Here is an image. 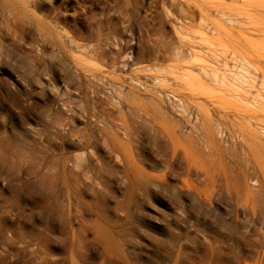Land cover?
<instances>
[{"label": "rangeland", "instance_id": "374dc122", "mask_svg": "<svg viewBox=\"0 0 264 264\" xmlns=\"http://www.w3.org/2000/svg\"><path fill=\"white\" fill-rule=\"evenodd\" d=\"M261 121L264 0H0V264H264Z\"/></svg>", "mask_w": 264, "mask_h": 264}, {"label": "bare ground", "instance_id": "6f19581e", "mask_svg": "<svg viewBox=\"0 0 264 264\" xmlns=\"http://www.w3.org/2000/svg\"><path fill=\"white\" fill-rule=\"evenodd\" d=\"M71 52H72V51H71ZM192 57H193V56H192ZM75 59H76V58H75ZM196 60H197V59H196ZM76 66H78V65H76ZM201 67H205V66H201ZM187 69H189V68H187ZM199 69H200V68H199ZM202 69H205V68H202ZM211 69H212V68H210V71H211ZM213 69H217V68H213ZM96 70H97V69H96ZM85 71H87V70H84L83 72H85ZM200 71H201V70H200ZM203 71H204V70H203ZM215 71H216V70H214V72H215ZM81 72H82V71H81ZM214 72H213V73H214ZM92 73H93V72H92ZM216 73H217V72H216ZM183 74H184V73H183ZM187 74H189V73H187ZM198 74H200V73H198ZM206 74H208V73H206ZM79 75H80V74H79ZM191 75H192V72H191ZM193 75H195V74H193ZM193 75H192V76H193ZM237 75H239V74H237ZM185 76H186V74H185ZM185 76H184V77H185ZM198 76H200V75H198ZM193 77H194V76H193ZM200 77H202V76H200ZM239 77H241V76H239ZM245 77H246V76H245ZM95 78H98V79H99V77H96V75H95ZM103 78H105V77H103ZM196 78H198V77L195 76V78H191V80H192V79L195 80ZM251 78H252V77H251ZM251 78H250V79H251ZM184 79H186V78H184ZM184 79H183V80H184ZM189 79H190V78H189ZM199 79H200V78H199ZM221 79H222V78H221ZM100 80H101V78H100ZM187 80H188V79H187ZM187 80H185V81H187ZM201 80L203 81V79H201ZM227 80H228V79H227ZM234 80H236V79H234ZM241 80H242V79H241ZM252 80H255V79H252ZM188 81H189V84H192V83H190V80H188ZM196 81L199 82L198 80H196ZM202 81H200L199 83H201ZM205 81H206V80H205ZM205 81H203V83H204ZM209 81H210V79H209ZM231 81H232V80H231ZM242 81H244V80H242ZM109 82H110V81H109ZM191 82H192V81H191ZM211 82H212V80H211ZM138 83H139V82H138ZM186 83H187V82H186ZM186 83H185V84H186ZM193 83H194V82H193ZM187 84H188V83H187ZM189 84H188V85H189ZM240 84H241V83H240ZM140 85H141V84H140ZM198 85H199V84H198ZM198 85H197V86H198ZM206 85H207V83H206ZM209 85H210V83H209ZM211 85L214 86V84H211ZM97 86H99V85H97ZM113 86H114V85H113ZM195 86H196V85H195ZM199 86H200V85H199ZM199 86H198V89H199ZM202 86H203V85L201 84V87H202ZM238 86H239V85H238ZM102 87H103V86H102ZM104 87H105V85H104ZM191 87H193V86H191ZM206 87H207V86L203 87V89H204V88L206 89ZM210 87H211V86H210ZM107 88H109V87H107ZM114 88H115V87H114ZM114 88H113V89H114ZM207 88H208V87H207ZM95 89H96V88H95ZM190 89H191V88H190ZM211 89H213V88H211ZM221 89H222V88H220V90H219V89H218V90L221 91V92H219V93L222 94L223 91H222ZM232 89H233V88H232ZM234 89H235V88H234ZM109 90H110V89H109ZM192 90H193V89H192ZM200 90H201V89H200ZM206 90H207V89H206ZM208 90H210V89H208ZM224 90H225V89H224ZM95 91H97V90H95ZM110 91H111V90H110ZM201 91H202V90H201ZM204 91H205V90H204ZM204 91H203V92H204ZM93 92H94V91H93ZM116 92H117V91H116ZM207 92H208V91H207ZM210 92H212V90H211ZM112 93H113V92H112ZM197 93H200V92L198 91ZM217 93H218V92H217ZM224 93H225V92H224ZM192 94H193V93H192ZM202 94H203V93H202ZM205 94H206V93H205ZM209 94H211V93H209ZM209 94H207V95H209ZM110 95H111V94H110ZM132 95H133V94H132ZM196 95H201V94H196ZM223 95H225V94H223ZM226 95H227V94H226ZM259 95H260V94H259ZM119 96H120V94H119ZM130 96H131V93H130ZM133 96H135V95H133ZM133 96H132V97H133ZM216 96H218V95H216ZM229 96H232V95H229ZM234 96H235V95H234ZM107 97H108V96H107ZM112 97H113V96H112ZM120 97H121V96H120ZM128 97H129V96H128ZM132 97H131V98H132ZM206 97H207V96H206ZM209 97H210V96H209ZM209 97H208V98H209ZM211 97H212V96H211ZM211 97H210V98H211ZM218 97H221V96L219 95ZM218 97H217V98H218ZM222 97H223V96H222ZM236 97H237V96H236ZM121 98H122V97H121ZM129 98H130V97H129ZM197 98H198V97H197ZM210 98H209V99H210ZM212 98H213V97H212ZM212 98H211V99H212ZM214 98H216V97H214ZM217 98H216V99H217ZM102 99H103V97H102ZM104 99H105V98H104ZM108 99H109V98H108ZM132 99H134V98H132ZM192 99L194 100V98H192ZM200 99H201V98H200ZM252 99H253V98H252ZM181 100H182V99H181ZM218 100H219V99H218ZM218 100H217V101H218ZM222 100H224L223 102H225V99L222 98L220 101H222ZM237 100H238V99H237ZM242 100H243V99H242ZM253 100H254V99H253ZM95 101H96V99H95ZM109 101H110V100H109ZM196 101H197V100H196ZM196 101H195V102H196ZM202 101H204V100H202ZM209 101H210V100H209ZM214 101H216V100H213V102H214ZM246 101H247V100H245V102H246ZM256 101H257V100H254L255 103H256ZM112 102H113V101H112ZM191 102H192V101H191ZM199 102H201V101H199ZM211 102H212V101H211ZM95 103H96V102H95ZM108 103H110V102H108ZM118 103H119V102H118ZM120 103H121V102H120ZM197 103H198V102H197ZM217 103H218V102H217ZM104 104H105V103H104ZM112 104H113V103H112ZM191 104H192V103H191ZM191 104H190V105H191ZM212 104H213V103H212ZM212 104H210V105L212 106ZM219 104H222V103H219ZM252 104H253V103H252ZM96 105H98V104H96ZM114 105H115V104H114ZM192 105H193V104H192ZM253 105H254V104H253ZM260 105H261V104H260ZM104 106H105V105H104ZM108 106H109V105H108ZM198 106H199V105H198ZM201 106H202V105H201ZM201 106H200V107H201ZM214 106H215V105H214ZM254 106H255V105H254ZM200 107H199V108H200ZM225 107H226V106H225ZM247 107H248V106H247ZM249 107H250V106H249ZM249 107H248V108H249ZM201 108H202V107H201ZM201 108H200V109H201ZM206 108H207V107H206ZM208 108H209V107H208ZM248 108H246V110H248ZM257 108H258V107H257ZM196 109L199 110L198 107H196ZM223 109H224V108H223ZM249 109H250V108H249ZM251 110H253V109H251ZM262 110H263V109H262ZM201 111L204 113V110H203V109H201ZM211 111H212V109H211ZM199 113H201L200 110H199ZM208 113H209V112H208ZM203 115H205V114H203ZM207 115H209V114H207ZM236 115H237V114H235V116H236ZM238 115H240V114H238ZM199 116H200V115H199ZM205 116H206V115H205ZM225 116H226V114H225ZM228 116H229V115H228ZM243 116H244V115H243ZM197 117H198V116H197ZM206 117H207V119H208V116H206ZM215 117H216V116H215ZM217 117H219V116H217ZM189 118H190V117H189ZM229 118H230V117H229ZM246 118H247V117H246ZM202 119H203V118H202ZM248 119H249V118H248ZM252 119L254 120V118H252ZM198 120H199V119H198ZM213 120H214V119H213ZM221 120H222V119H221ZM238 120H240V119H238ZM255 120H256V119H255ZM214 121H215V120H214ZM240 121H241V120H240ZM256 121H259V120H256ZM238 122H239V121H238ZM261 122L264 123L263 121H261ZM215 123H216V122H215ZM224 123H225V122H224ZM230 123H231V122H230ZM195 124H196V123H195ZM200 124H201V122H200ZM220 125H221V124H220ZM258 125H259V124H258ZM260 126H262V125H260ZM190 128H191V127H190ZM230 128H231V126H230ZM263 130H264V129H263ZM186 131H187V130H186ZM235 131H236V130H235ZM233 132H234V131H233ZM229 133H230V132H229ZM238 133H239V132H238ZM228 135H229V134H228ZM255 139H256V138H255ZM252 144L254 145V147H255V152H256V154H255V156H254V159H258V158L260 159V158H263V157H264V146H263L262 144L260 145L259 143H256L255 141H253ZM261 164H262V163H261Z\"/></svg>", "mask_w": 264, "mask_h": 264}]
</instances>
